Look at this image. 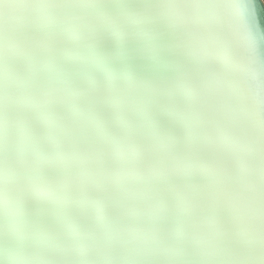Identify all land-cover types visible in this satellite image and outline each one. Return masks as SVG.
<instances>
[{"label":"water","instance_id":"1","mask_svg":"<svg viewBox=\"0 0 264 264\" xmlns=\"http://www.w3.org/2000/svg\"><path fill=\"white\" fill-rule=\"evenodd\" d=\"M241 3L264 34L263 1ZM171 7L106 0L116 23L94 34L50 33L24 18L6 34L51 39L0 53V264L264 262L260 206L219 196L259 192L255 166L141 175L162 142L179 161L211 159L236 129L221 98L192 87L216 78L180 45ZM130 229L147 242L128 243Z\"/></svg>","mask_w":264,"mask_h":264},{"label":"clouds","instance_id":"2","mask_svg":"<svg viewBox=\"0 0 264 264\" xmlns=\"http://www.w3.org/2000/svg\"><path fill=\"white\" fill-rule=\"evenodd\" d=\"M41 0H0V53L15 52L21 49L45 46L49 37H32L26 44L7 39L16 22L24 18L40 27L39 18L46 21H60L67 18L64 25L76 34L89 32V22L97 16H107L104 8L92 7L106 3V0H60L69 7L44 9L35 7ZM170 15L173 26L179 33L180 45L207 68L215 78L232 74L233 85L237 91V104L247 106L256 121L258 141L264 138V34L255 28L253 32L245 17V5L241 0H170ZM230 4L231 12L219 14L216 5ZM217 38L227 49L228 59L217 63L219 55ZM238 73V74H237ZM255 170L258 175L259 195L264 189V155L256 156ZM163 191V190H162ZM179 211H187L178 207ZM148 236L140 229H130L128 243L147 242Z\"/></svg>","mask_w":264,"mask_h":264},{"label":"snow or ice","instance_id":"3","mask_svg":"<svg viewBox=\"0 0 264 264\" xmlns=\"http://www.w3.org/2000/svg\"><path fill=\"white\" fill-rule=\"evenodd\" d=\"M35 7L55 10L69 6L61 3L60 0H41ZM92 7L101 8L104 7V5L94 4ZM215 7L219 14L231 12L233 9V6L230 4H221ZM252 16V10L249 7L247 13L245 12V17L249 27L254 32L255 24ZM53 22L68 23L69 21L66 17L60 18V21H46L45 18L38 19L41 28H47L51 26ZM115 23L116 22L111 17L97 16L89 22V33L94 34L99 28L114 25ZM145 34L154 35L155 33L154 30H149ZM110 35L123 36L126 35V33L122 30L113 29ZM217 47L219 51L217 63L226 62L228 59L227 49L221 44L218 38ZM192 87L205 96L211 98L219 97L224 101V107L236 125L234 133L227 138L226 151L211 159L196 158L179 161L173 155V145L162 142L155 149L158 155L154 157L153 163L146 167L141 173L145 178H151L155 175L176 174L180 171L208 172L223 175L230 172L233 168L247 169L255 166L258 151L264 155V138L258 141L256 121L250 108L247 106L241 108L237 104V91L233 85L232 74L223 75L210 84H192ZM252 192V186H246L245 189L241 191H234L225 187L219 196L225 202L242 209L247 205ZM260 215L262 229H264V189H262L260 193ZM159 238L169 242H175L180 239V237L175 234H166ZM262 264H264V262H262Z\"/></svg>","mask_w":264,"mask_h":264},{"label":"bare ground","instance_id":"4","mask_svg":"<svg viewBox=\"0 0 264 264\" xmlns=\"http://www.w3.org/2000/svg\"><path fill=\"white\" fill-rule=\"evenodd\" d=\"M263 3H264V0H262ZM55 27V26H54ZM54 27H47V28H42L43 30H48L50 33H53L55 30H53ZM41 28V27H40ZM255 193V195H252V197H250L249 201L248 202H251V204H256V205H259L260 206V195H259V192L256 191V190H253L252 194ZM245 208H247V206H245ZM69 259H71V256H68L65 261L68 262Z\"/></svg>","mask_w":264,"mask_h":264}]
</instances>
